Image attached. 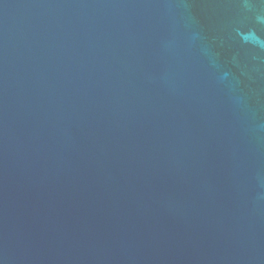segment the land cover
Here are the masks:
<instances>
[{
  "label": "water",
  "instance_id": "95a60500",
  "mask_svg": "<svg viewBox=\"0 0 264 264\" xmlns=\"http://www.w3.org/2000/svg\"><path fill=\"white\" fill-rule=\"evenodd\" d=\"M260 0H0V264H264Z\"/></svg>",
  "mask_w": 264,
  "mask_h": 264
},
{
  "label": "clouds",
  "instance_id": "9594fccd",
  "mask_svg": "<svg viewBox=\"0 0 264 264\" xmlns=\"http://www.w3.org/2000/svg\"><path fill=\"white\" fill-rule=\"evenodd\" d=\"M247 3V0H245ZM261 4H264V0H260ZM256 21L260 24H264V14H257ZM246 42L253 44L255 47L264 50V38L257 36L254 32L249 34Z\"/></svg>",
  "mask_w": 264,
  "mask_h": 264
}]
</instances>
